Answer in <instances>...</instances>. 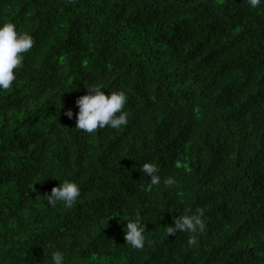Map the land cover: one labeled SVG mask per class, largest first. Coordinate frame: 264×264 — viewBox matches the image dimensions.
<instances>
[{"label":"trees","instance_id":"trees-1","mask_svg":"<svg viewBox=\"0 0 264 264\" xmlns=\"http://www.w3.org/2000/svg\"><path fill=\"white\" fill-rule=\"evenodd\" d=\"M5 22L34 43L0 90V264H53V251L65 264H264V5L0 0ZM89 85L126 93V126L75 128ZM64 180L80 198L50 205ZM197 210L194 243L166 234ZM137 212L143 249L125 240Z\"/></svg>","mask_w":264,"mask_h":264},{"label":"clouds","instance_id":"clouds-1","mask_svg":"<svg viewBox=\"0 0 264 264\" xmlns=\"http://www.w3.org/2000/svg\"><path fill=\"white\" fill-rule=\"evenodd\" d=\"M253 9L264 5V0H247ZM33 37L28 33H21L13 22L0 24V90H8L17 79V72L22 66L24 56L33 47ZM89 94L80 96L76 100L78 113H76V127L88 134H95L97 129H120L128 124V113L124 110L128 97L122 90L111 91L108 95L101 91V87L87 86ZM71 119L73 112L69 109L66 113ZM140 171L150 177L152 185L161 183L159 168L154 162H144ZM165 183L171 185L174 180L168 177ZM81 196V189L75 181L64 180L59 186L53 187L50 194H46L47 202L55 206L61 202L65 207H72ZM203 213L197 210L193 214L179 215L173 218V224L167 225V235H176L177 232L192 234L189 243L195 242V235L203 231L205 223ZM145 222L143 216L137 212L132 219L127 220L124 228L126 243L134 249H143L146 242ZM53 264H65L62 251L51 253Z\"/></svg>","mask_w":264,"mask_h":264}]
</instances>
